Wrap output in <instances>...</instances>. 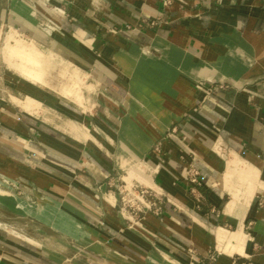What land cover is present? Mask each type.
<instances>
[{
    "label": "crops",
    "instance_id": "1",
    "mask_svg": "<svg viewBox=\"0 0 264 264\" xmlns=\"http://www.w3.org/2000/svg\"><path fill=\"white\" fill-rule=\"evenodd\" d=\"M2 13L3 27L41 26L81 91L0 70V179L16 185L0 195V264H264V0H11ZM126 168L166 195L134 229L117 207Z\"/></svg>",
    "mask_w": 264,
    "mask_h": 264
},
{
    "label": "rangeland",
    "instance_id": "2",
    "mask_svg": "<svg viewBox=\"0 0 264 264\" xmlns=\"http://www.w3.org/2000/svg\"><path fill=\"white\" fill-rule=\"evenodd\" d=\"M10 1L11 0H0V17H1V14L3 15L2 8L5 6H9ZM16 20L18 21L17 18L15 19L12 17L11 23H7L4 27L2 26V23H1L3 21L0 20V70H1V72L7 73V74L9 73L11 75H16V76H21V77H24L26 79H32L33 81H36L35 79H33V76H38V75L44 76L45 78L50 75V76H53L56 80L63 81V82L64 81L65 82L70 81L69 83H71L72 80H75L74 83L75 82L77 83V84H75V88H73V90H70L69 92L68 91L67 92L70 95L75 94V96L79 99L80 95L78 94V91H81V88H79V85H81V83H79L78 79H80V78L78 76H75V73L72 72L71 70L70 71L67 70L65 63L59 61L58 58H56L54 56L48 55L46 53V51L45 52L43 51L44 48L41 47V43L45 39V38H43V37H45V36H43V33L45 32V30H43L41 28V26L40 27L39 26H35V27L30 26V27H28V31L21 30L22 27L20 25H18V22ZM18 42H20L21 45ZM16 44L18 45V49H17ZM23 44H25L24 46H26V45L30 46L32 44L31 46L36 47V49L38 51H40L42 54V56L41 57L38 56V58H41V59L43 58V59L40 60L37 57H35L33 60H31L33 57L30 56V57H32V58H30L25 49H24L25 50L24 52L22 51L23 49H21V47H24ZM13 50L15 52H13ZM20 53H21V55L24 54V57H22L20 55ZM11 54L12 55L15 54V55L12 57ZM26 56L30 59L26 58ZM24 58L26 60H22ZM35 59H36V61L37 60L38 61L36 62ZM39 60L41 61L40 63H39ZM24 62H26L25 63L26 65L25 64L23 65ZM29 62L33 65H31ZM39 64H41V65H39ZM23 66H24V68L22 69ZM25 66L28 69V71H25L26 74L24 73V69H26ZM39 66H41V67L43 66V67L41 68ZM30 68H32V69H30ZM33 69H35V70H33ZM36 71H37V73H35ZM28 73H29V75H28ZM30 74L33 75L32 78H31ZM78 83H79V85H78ZM13 101H16L18 103V101L16 99H14ZM28 101H30L31 103L37 102L35 99L30 98V97H29ZM124 166H128L131 169L135 165L131 164V166L130 165H124ZM126 171H128V168H126V170L124 171V175H125ZM0 184H1L0 195H4L5 193L10 194L14 191L13 189L15 188V186L13 184L9 183V184L4 185L1 182H0Z\"/></svg>",
    "mask_w": 264,
    "mask_h": 264
},
{
    "label": "built area",
    "instance_id": "3",
    "mask_svg": "<svg viewBox=\"0 0 264 264\" xmlns=\"http://www.w3.org/2000/svg\"><path fill=\"white\" fill-rule=\"evenodd\" d=\"M129 172L126 171L124 176H120L116 185L118 192V211L124 219L126 227L134 229L142 227L143 221L148 214L160 215L162 211V203L165 201L166 195L151 186L149 182L145 183L139 179H126L125 176ZM188 184L190 193L196 195L203 183L201 181L200 172L195 168H191L183 178ZM2 184H13L15 181L1 177ZM11 181V182H10Z\"/></svg>",
    "mask_w": 264,
    "mask_h": 264
},
{
    "label": "bare ground",
    "instance_id": "4",
    "mask_svg": "<svg viewBox=\"0 0 264 264\" xmlns=\"http://www.w3.org/2000/svg\"><path fill=\"white\" fill-rule=\"evenodd\" d=\"M19 44H20V42H18ZM22 43V42H21ZM17 45V44H16ZM21 45V44H20ZM25 44H23V46H24ZM32 45V44H31ZM29 46V45H26V46H24V47H21V49H23L22 51L24 52L25 50H26V52L28 53V55H29V57L30 56H32V57H30V58H32L31 60H33L35 57H37L38 58V56L39 57H41L42 56V54H41V52L40 51H38L37 49H36V47H32V46ZM12 49V48H11ZM17 49H18V45H17ZM25 49V50H24ZM20 50V49H19ZM12 51V50H11ZM13 52H15L14 50H13ZM11 53V52H10ZM19 53V52H18ZM22 53V52H21ZM21 53H20V55H21ZM26 54V53H25ZM12 55V54H11ZM15 55V54H14ZM14 55H12V57L14 56ZM18 55V54H17ZM22 57H24V54L23 55H21ZM20 56V57H21ZM26 58H28L27 56H26ZM30 58H28V59H30ZM36 58V59H37ZM36 59H35V61H36ZM38 59H40V60H42L41 58H38ZM22 60H26L25 58L24 59H22ZM39 60V63L41 62ZM28 61V60H27ZM38 61V60H37ZM36 61V62H37ZM26 62H24L23 63V65L25 64ZM30 63V62H29ZM33 63V62H32ZM31 64V63H30ZM37 64V63H36ZM42 64V63H41ZM41 64H39V65H41ZM26 65V64H25ZM31 65H33V64H31ZM38 65V64H37ZM35 66V65H34ZM26 67V66H25ZM38 67V66H37ZM39 67H41V66H39ZM43 67V66H42ZM41 67V68H42ZM24 68V66L22 67V69ZM21 69V70H22ZM26 69H27V67H26ZM26 69H24V73H25V71H28V69L26 70ZM30 69H32V68H30ZM29 69V70H30ZM33 70H35V69H33ZM23 71V70H22ZM30 72V71H29ZM32 73V72H31ZM35 73H37V71L35 72ZM42 73V72H41ZM26 74V73H25ZM34 74V73H33ZM28 75H29V73H28ZM31 75V78H32V74H30ZM35 75V74H34ZM38 76H41V75H38ZM41 79V78H40ZM44 79H45V77H44ZM39 80V79H38ZM0 186H1V184H0Z\"/></svg>",
    "mask_w": 264,
    "mask_h": 264
}]
</instances>
